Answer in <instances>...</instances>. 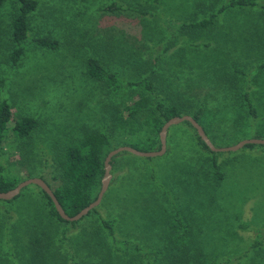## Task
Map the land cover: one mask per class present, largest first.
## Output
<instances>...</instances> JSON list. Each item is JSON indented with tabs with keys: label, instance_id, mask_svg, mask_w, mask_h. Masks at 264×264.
I'll return each mask as SVG.
<instances>
[{
	"label": "rangeland",
	"instance_id": "rangeland-1",
	"mask_svg": "<svg viewBox=\"0 0 264 264\" xmlns=\"http://www.w3.org/2000/svg\"><path fill=\"white\" fill-rule=\"evenodd\" d=\"M226 1L38 0L30 16L24 52L13 66L12 19L18 4L15 0H3L0 3V101L10 104L12 120L29 116L35 117L38 124L29 137L7 136L0 163L9 169L10 175L24 180L30 178L26 174L31 168L55 185L50 179L51 167L44 162L52 150L75 140L85 125L96 126L104 120L109 103L132 104L139 99L140 92L130 87L114 93L108 84L88 76L86 59L90 55L125 79L151 80L155 92L184 103L183 115L200 107L201 125L214 133L216 139L222 134L231 139L236 136L234 133H244L245 137L238 141L264 138L261 137L264 134V10L231 6L206 27L190 26ZM258 1L264 4V0ZM111 2L146 9L151 14L103 10ZM34 38L52 39L58 46H40ZM244 92L257 110L259 119L255 122L248 115L242 98ZM146 111L138 112L140 121ZM170 127L174 143L171 150L175 149L171 160L158 165L154 159L151 164L173 179V186L191 216L190 226L200 232L199 243L223 244L228 231L232 234L226 237L228 243L236 244L239 249L256 241L264 242V144L222 152L217 161L224 172L223 182L219 190H214L202 171L196 168L193 171V166L203 165V152L190 141L191 136L196 139L193 130L185 122L182 127L177 124ZM127 157L125 161L137 169L127 165L122 168L123 185L106 195L95 214L105 217L119 214L121 227L117 230L121 238L130 237L145 246L159 240L167 242L158 238L166 221L163 209L148 194L150 186L139 181L144 175L138 169L143 166L142 159ZM167 161L171 162L170 170L164 168L163 162ZM110 173L111 181L117 173ZM100 187L101 184L97 194ZM23 196V201H0V227L4 222L2 215L12 216L9 227H25L24 207L42 200V195L37 188L28 186ZM84 224L79 230L95 225Z\"/></svg>",
	"mask_w": 264,
	"mask_h": 264
},
{
	"label": "trees",
	"instance_id": "trees-1",
	"mask_svg": "<svg viewBox=\"0 0 264 264\" xmlns=\"http://www.w3.org/2000/svg\"><path fill=\"white\" fill-rule=\"evenodd\" d=\"M2 1L0 0V3ZM149 1L157 2L158 0ZM15 2L18 4V9L12 19L13 45L10 54L13 66L18 64L24 52L23 43L29 38L30 16L39 4L38 0H15ZM231 6H252L264 10V4L259 3L258 0H227L208 17L196 20L190 23V26L206 27L212 24L218 14ZM103 10L109 12L129 10L138 12L140 15L151 14L149 10L124 7L115 2L103 7ZM33 40L40 46L52 48L58 46L56 41L48 38H34ZM86 60L88 76L108 84L114 93L122 90L123 87H130L132 91L136 90L140 93L139 99L132 104L109 103L104 120L96 126L85 125L75 140L61 148L52 150L44 162L47 167H51L50 179L56 182L55 185L50 184L43 174L28 168L26 176L43 179L68 216H74L96 199L104 173L103 161L110 150L121 145H128L140 151L159 149V132L162 125L171 117L183 115V109H185L182 101H177L176 98L169 100L159 91L155 92L149 79H125L118 73L108 70L94 56L90 55ZM137 87L141 89H135ZM242 98L245 100L251 121H257L259 119L257 110L249 100L247 93L244 92ZM140 110H147V113L141 115L142 121L138 118ZM201 110L198 107L196 111H186L185 113L190 114L201 125L200 120L203 116ZM11 122H13L12 125H10ZM184 122L193 130V135L196 138L191 136V144L199 146L203 152V165L193 166V171H202L207 183H210L214 190H219L224 172L221 170L217 158L222 152L210 150L189 121L185 120L177 125L182 127ZM37 124V119L29 116L12 120L10 104L6 100L0 101V155L4 150L7 136L29 137ZM174 126L176 124L171 125L170 128ZM202 127L217 147L224 146L229 142H231L229 145L235 144L239 139L245 137L244 133H234L235 137L227 139V135L218 134V139H216L214 133L208 132V129ZM169 132L170 130L166 135V152L161 156L142 157L127 151H122L114 156L111 159V172L117 173V176L112 177L101 200V204H103L106 195L108 196L114 189L123 185L121 181L124 174L123 167L127 165L132 170L137 169L133 163L125 161L128 159L127 155L141 158L143 166L138 169L144 171V175L139 181L150 186L148 194L163 209L166 221L160 228L163 233L158 238L167 242L161 243L159 240V243L153 244L155 246L149 244L147 247L136 239L121 238L117 230V227H121L118 225L120 221L118 216L120 215L116 214L110 217L96 215L97 206L77 221L65 220L58 214L50 196L38 185L30 184L28 186L38 189L42 200L38 202L34 200L31 205L24 207L27 214L23 213L22 224L25 227H9L12 216L2 215L4 222L0 227V264H264L263 241H256L239 249L236 244L228 243L226 237L232 236L228 231L223 237V244L212 242L211 245H203L199 243L200 232H196L195 227L190 226L192 225L189 220L191 216L186 211L184 201L178 195L179 192L173 186V179L169 174L161 173L160 168L156 170L155 164H151L155 162L154 159L159 162L158 165L162 163L161 161L171 160L175 149L171 150L174 143ZM261 137H264V134ZM254 145L256 144H246L243 147ZM163 164L164 168L167 167L170 170L171 162L167 161ZM20 180H23L22 177L10 175L9 169L0 163V192L14 188ZM24 188L13 199H0V201L12 203L20 199L25 200ZM34 198L38 197L34 196ZM6 211L9 212V209ZM15 219L17 221L18 218ZM84 222L95 225L79 230L82 225H85ZM233 245L236 247L234 248ZM148 256H151V259L147 258Z\"/></svg>",
	"mask_w": 264,
	"mask_h": 264
},
{
	"label": "water",
	"instance_id": "water-1",
	"mask_svg": "<svg viewBox=\"0 0 264 264\" xmlns=\"http://www.w3.org/2000/svg\"><path fill=\"white\" fill-rule=\"evenodd\" d=\"M189 121L191 125L196 129L197 134L200 136V138L204 141V143L210 148V150L215 152H227V151H236L246 144H264V138H247L242 139L238 141L234 145L226 146V147H216L209 137L206 135L203 127L190 115H182V116H174L168 119L161 127L159 132V140H160V148L158 150H152V151H140L138 149H135L128 145H122L119 147H116L112 150H110L107 155L104 158L103 166H104V173L101 179V187L97 194V197L95 200H93L91 203H89L86 207L82 208L77 214L74 216H68L63 208L61 207L60 203L58 202L57 198L55 197L53 191L51 188L47 185V183L39 178V177H30L27 179H24L23 181L19 182L14 188L5 191L0 192V199L2 200H11L14 197H16L20 191L30 185L35 184L38 185L42 190H44L51 198L58 214L61 216V218L69 221H77L84 215H86L91 209L98 206L99 203L102 200V197L107 190L111 178V159L117 155L118 153L122 151L130 152L137 156L142 157H155V156H161L166 152V135L167 130L171 125L178 124L182 121Z\"/></svg>",
	"mask_w": 264,
	"mask_h": 264
}]
</instances>
